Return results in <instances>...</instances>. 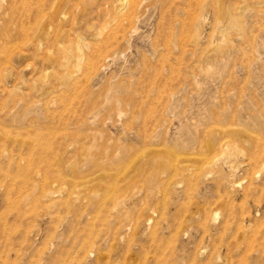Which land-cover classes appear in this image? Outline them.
<instances>
[{"label":"rangeland","instance_id":"obj_1","mask_svg":"<svg viewBox=\"0 0 264 264\" xmlns=\"http://www.w3.org/2000/svg\"><path fill=\"white\" fill-rule=\"evenodd\" d=\"M0 264H264V0H0Z\"/></svg>","mask_w":264,"mask_h":264}]
</instances>
